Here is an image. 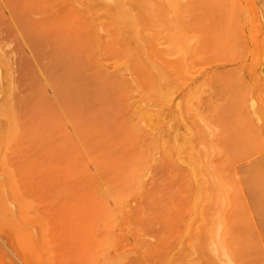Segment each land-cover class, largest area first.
Returning a JSON list of instances; mask_svg holds the SVG:
<instances>
[{
	"label": "rangeland",
	"instance_id": "1",
	"mask_svg": "<svg viewBox=\"0 0 264 264\" xmlns=\"http://www.w3.org/2000/svg\"><path fill=\"white\" fill-rule=\"evenodd\" d=\"M70 1L0 0V264H264V0H178L141 50Z\"/></svg>",
	"mask_w": 264,
	"mask_h": 264
},
{
	"label": "bare ground",
	"instance_id": "2",
	"mask_svg": "<svg viewBox=\"0 0 264 264\" xmlns=\"http://www.w3.org/2000/svg\"><path fill=\"white\" fill-rule=\"evenodd\" d=\"M72 2L74 1V0H71ZM70 1V2H71ZM82 1V0H81ZM80 1V2H81ZM194 1V0H193ZM71 2V3H72ZM75 2V1H74ZM205 2H207V1H205ZM77 3V4H76ZM83 3V5H81ZM178 0H157L156 2H152V0L151 1H149V0H86L85 1V5H84V2H81V4H79L78 3V0H77V2H75V3H73L75 6L76 5H78V6H76V8L77 7H79V9L80 10H83V12L85 11L87 14L86 15H84V17L81 15V14H78L77 13V15L75 16H73L72 14H74V13H72L71 15V18H72V20H74V19H78V21H80V19H83L84 21L87 19V20H89V21H91L92 23L94 22L95 23V26H94V28L93 29H91V30H93V33H94V35L96 36L97 34H99V29H100V21H101V18L100 17H102L103 18V15H100V13H98L99 11H105L106 12V15H108V18L107 19H111V21L112 20H114L113 22H115L116 24H115V28H116V26L117 25H120V29H118L117 30V32L119 31L120 33H117V34H119V35H121V33H126V34H128L130 37H133L134 38V45H135V43H138L137 45L139 46V48L138 49H142L141 48V46H140V43L141 42H139V41H137V40H139L138 39V37L136 38V36H139L140 37V34H141V30L143 29V23H145V22H147L146 20L147 19H150L149 21H148V24H149V22L151 21V20H153L154 18H157V19H165L166 21H168L169 23L168 24H170V25H172L171 27H172V30L174 29L175 31H173V32H178ZM197 2H195V4H196ZM232 4V3H231ZM66 5V4H65ZM80 5L81 6H83V9H81L80 8ZM197 5V4H196ZM206 5V3L204 4V6ZM210 5V4H209ZM233 5H235V4H233ZM72 6V5H71ZM212 6V5H211ZM46 7H47V5H46ZM197 7V6H196ZM206 7V6H205ZM209 7V6H208ZM237 7V6H236ZM235 7V8H236ZM68 8V7H67ZM73 8V7H72ZM76 8H74V9H76ZM213 8V7H212ZM218 8V7H217ZM223 8H225V7H223ZM54 9H52V11H53ZM69 10V9H68ZM65 11V15H66V12L68 13L69 11ZM219 10V9H218ZM224 10V9H223ZM232 10V9H231ZM230 10V11H231ZM55 11H56V9H55ZM74 11V10H73ZM221 10H219V11H217V13L218 14H216L217 15V17L219 16V12H220ZM71 12V11H70ZM69 12V13H70ZM78 12V11H77ZM81 12V11H80ZM212 12V11H211ZM214 12V11H213ZM212 12V13H213ZM232 12H233V14L232 15H234L235 16V14H234V9L232 10ZM220 13H222V12H220ZM225 13H226V11H225ZM97 14H99L100 16H98ZM207 14V13H206ZM215 14V13H214ZM214 14H213V16H214ZM227 14H230V12L228 13L227 12ZM46 15V14H45ZM205 15V14H204ZM215 15V16H216ZM232 15H230V16H232ZM80 16H82V17H80ZM221 16V15H220ZM64 16L63 15H61V18L60 19H62L61 20V24H63L64 23V21L65 20H63V19H65V17L63 18ZM216 17V18H217ZM223 17V16H222ZM70 18V19H71ZM105 18V17H104ZM220 18V17H219ZM218 18V20H220ZM227 18V17H226ZM230 18V17H229ZM66 19H67V16H66ZM69 19V17H68V21H71ZM110 19L108 20V22H107V25H108V23H109V21H110ZM222 19V18H221ZM210 20V19H209ZM226 20H228V19H226ZM233 19H231V22H233L232 21ZM82 21V20H81ZM95 21H97V22H95ZM102 21H103V19H102ZM216 21H217V19H216ZM236 21V20H235ZM234 21V23H236ZM220 22L221 21H219V23L218 24H220ZM223 22V21H222ZM48 23V22H47ZM65 23H68V22H66L65 21ZM82 23V22H81ZM90 23V22H89ZM93 23V24H94ZM151 23H152V21H151ZM214 23V22H213ZM212 23V25H214ZM106 24V23H105ZM237 24V23H236ZM68 25V24H67ZM166 25H167V23H166ZM221 25V24H220ZM230 25V23H229V21H228V26H227V24L225 25V29L228 27V29H230V31H235V29L233 28V26L232 25H230V26H232V27H230L229 26ZM63 26V25H62ZM69 26V25H68ZM91 26H92V24H91ZM105 26V25H104ZM147 26V23H145V25H144V27H146ZM152 26V25H151ZM217 26V25H216ZM215 26V27H216ZM219 26V25H218ZM217 26V27H218ZM142 27V28H141ZM219 27H221V26H219ZM219 27H218V31H219ZM89 28H90V26H89ZM92 28V27H91ZM162 28V27H161ZM236 28V27H235ZM56 29V28H55ZM117 29V28H116ZM149 28H147V30H148ZM221 29V28H220ZM146 30V29H145ZM170 30H171V28H170ZM169 30V31H170ZM217 30V28H215V31ZM61 31V32H60ZM168 31V30H167ZM226 31H228V33L230 32L229 30H226ZM58 32V34H63L64 32H62V30H59V31H57ZM112 32V31H111ZM149 32V31H148ZM147 32V33H148ZM154 32V31H153ZM102 33V32H101ZM143 33V32H142ZM152 33V32H151ZM216 33L218 34L219 32H217L216 31ZM228 33H225V35L224 36H226V37H228L227 35H228ZM58 34L56 35V36H58ZM125 34V35H126ZM139 34V35H138ZM146 34V33H145ZM171 34V33H170ZM221 36H222V34L221 33H219ZM227 34V35H226ZM59 35V36H60ZM124 35V34H123ZM128 35H126V37H129ZM149 35V34H148ZM147 35V36H148ZM174 35H178V33H174L173 34V36ZM211 35V34H210ZM219 35V36H220ZM172 36V37H173ZM233 36V39L232 40H234V39H237V38H235L236 37V34H235V37H234V35L233 34H231V37ZM66 37V36H65ZM64 37V38H65ZM97 37V36H96ZM99 37V36H98ZM119 37V36H118ZM169 37V36H168ZM175 37H178V36H175ZM175 37H173V39L176 41V39H175ZM210 37V36H209ZM239 37V36H238ZM59 38V40H60V38H61V36L60 37H58ZM120 38H121V36H120ZM213 38V37H212ZM221 38V37H220ZM219 38V39H220ZM225 38V37H224ZM223 38V39H224ZM229 38V37H228ZM106 39V38H105ZM117 39V38H116ZM124 39V38H123ZM59 40H58V42H59ZM61 40H62V38H61ZM61 40H60V42H61ZM68 40V39H67ZM113 40V39H112ZM172 40V39H171ZM226 40V39H225ZM224 40V41H225ZM231 40V39H230ZM230 40L228 41V42H230ZM93 41H95V39H93ZM122 41H124V40H122ZM122 41H119V42H121L122 43ZM140 41H142V40H140ZM152 41V40H151ZM173 41V40H172ZM177 41H178V39H177ZM128 42V41H127ZM171 42V41H170ZM214 42V41H213ZM152 43H154L153 41H152ZM175 43V42H174ZM225 43H227V42H225ZM233 43L234 44H236L234 41H233ZM98 44V43H97ZM112 44V43H111ZM123 44V43H122ZM157 44V43H156ZM155 44V45H156ZM173 44V43H172ZM215 44V43H214ZM224 44V43H223ZM227 44H229V43H227ZM226 44V45H227ZM240 44H242V43H240ZM141 45H143V43L141 44ZM178 45V44H177ZM236 45H238L239 46V44H236ZM123 46V45H122ZM129 46V45H128ZM136 46V45H135ZM135 46H134V48H135ZM144 46V45H143ZM142 46V47H143ZM149 46V45H148ZM174 46V45H173ZM224 46V48H225V44L223 45ZM227 46H230V45H227ZM234 46V45H233ZM121 47V46H120ZM131 47V46H130ZM175 47H176V44H175ZM235 47V46H234ZM129 48V47H128ZM137 48V47H136ZM174 48V47H173ZM233 47L231 46V49H232ZM144 49H145V47H144ZM175 49H177V48H175ZM94 50V49H93ZM148 50V49H147ZM233 50H234V48H233ZM236 50H238V49H236ZM39 51H40V49H39ZM223 51V50H222ZM221 50H220V52H222ZM162 52V53H161ZM145 53H146V51H145ZM158 53V54H157ZM157 53H155L156 55H157V58L159 59L158 60V62L160 61L161 62V64H158L155 60H153V59H149L147 62H149V64L152 66V68L155 70V71H153V69H150L151 71H153V72H155V75H156V77H155V79L154 80H156V78H157V82L158 81H160L161 83H163V82H165L164 84H166L167 82H168V80L169 81H171L172 79H175V77H170L169 76V71L168 70H171V68L172 69H174L175 67L174 66H177L178 67V59L176 60V63H170L169 61H167L166 59H165V53H164V51H162V50H159ZM131 54V53H130ZM141 54H142V52H141ZM164 54V55H163ZM192 54V53H191ZM135 55V54H134ZM149 55V54H148ZM132 56V55H131ZM137 56V55H136ZM143 56V55H142ZM145 57V56H144ZM135 60H136V58H135ZM117 61V60H116ZM126 61H127V59H126ZM143 61L144 60H141L140 62H139V64L140 65H138V63H137V65L140 67V66H142V68L144 69V67H143ZM141 62H142V64H141ZM145 62V61H144ZM159 62V63H160ZM175 62V61H174ZM182 62V61H181ZM127 63H129V62H127ZM163 63H164V65H163ZM130 64H131V66L133 65L131 62H130ZM145 65H146V63H144ZM177 64V65H176ZM60 65V64H59ZM189 65V64H188ZM122 66V65H121ZM185 66V65H184ZM148 67V66H147ZM186 67V66H185ZM65 68H67V69H69L68 71L70 72V68H69V65H65ZM121 68V67H120ZM129 70H131V69H129ZM149 70V69H148ZM148 70H147V68L144 70V72L145 71H147L148 72ZM149 70V71H150ZM231 70V69H230ZM1 71V70H0ZM60 71V70H59ZM72 71V70H71ZM142 71V70H141ZM120 72V71H119ZM131 72V71H130ZM143 72V71H142ZM231 72V71H230ZM248 72V71H247ZM62 73V72H61ZM72 73V72H71ZM120 73H122V72H120ZM119 73V74H120ZM134 73V72H133ZM228 73V72H227ZM171 74H173V73H171ZM231 74V73H230ZM230 74H228V77H229V75ZM55 75V74H54ZM54 75H52V76H54ZM134 75V74H133ZM150 75V74H149ZM71 76V75H70ZM119 76V75H118ZM135 76V75H134ZM172 76H174V75H172ZM231 77H232V74L230 75ZM237 76V75H236ZM154 77V76H153ZM235 77V76H234ZM238 77V76H237ZM53 78V77H52ZM119 78V77H118ZM126 78V77H125ZM137 78V77H136ZM142 79H143V77H141ZM140 78V79H141ZM145 78V77H144ZM152 78V77H151ZM172 78V79H171ZM123 79V78H122ZM146 79V78H145ZM137 80V79H136ZM144 80V79H143ZM226 80V79H225ZM245 80V79H244ZM121 81V80H120ZM124 81V80H123ZM133 81V80H132ZM140 81V80H139ZM135 82V81H134ZM145 82V81H144ZM156 82V83H157ZM227 82V81H226ZM146 83V82H145ZM144 83V84H145ZM172 84L174 83V86H177L178 84H176L173 80H172V82H171ZM158 84H160V83H158ZM122 85V84H121ZM157 85V84H156ZM168 85V84H167ZM223 85V84H222ZM245 85V84H244ZM243 85V86H244ZM261 85V84H260ZM141 86V85H140ZM161 85H159V87H160ZM173 86V87H174ZM228 86V85H227ZM165 87H167V86H165ZM169 87V86H168ZM229 87V86H228ZM231 87V86H230ZM240 87H242V86H240ZM9 88V87H8ZM143 88V87H142ZM142 88H141V90H142ZM170 88V87H169ZM168 88V89H169ZM236 88V86L234 87V89ZM245 88V87H244ZM140 89V88H139ZM160 89V88H159ZM161 89H162V87H161ZM166 88H163V91L161 90V93L163 92L164 93V90H165ZM167 89V90H168ZM171 89V88H170ZM229 89V88H228ZM227 88H226V91L228 90ZM233 89V91H236V90H234ZM237 89V88H236ZM239 89V88H238ZM130 90V89H129ZM172 90V89H171ZM241 90V89H240ZM240 90H237L238 91V94L237 95H240L241 96V93H240ZM159 91V90H158ZM169 91V90H168ZM167 91V92H168ZM226 91H224V92H226ZM231 91L232 90H230V92L229 93H231ZM232 91V92H233ZM244 91V89H243V87H242V92ZM143 93V92H142ZM162 93V95H163V97H162V95H160V92L158 93V95L160 96L159 98H163V100H164V96L166 97V99H167V97H168V95L166 96V95H164V94H167L166 93V91H165V93L163 94ZM170 92H168V94H169ZM235 93H237V92H235ZM240 93V94H239ZM244 93H245V91H244ZM172 95V94H171ZM171 95H169V96H171ZM233 95H235L234 93H233ZM239 96V97H240ZM63 98V97H62ZM169 98V97H168ZM149 99V98H148ZM165 99V100H166ZM61 100V99H60ZM164 100V101H165ZM136 101V100H135ZM163 101V102H164ZM168 101V100H167ZM64 102H65V99H64ZM169 102V101H168ZM151 103H153V102H151ZM178 103V102H177ZM8 104H11L10 102H8ZM7 104V105H8ZM62 104V103H61ZM67 104V103H66ZM133 104H135V103H133ZM158 104V103H157ZM163 104V103H162ZM255 104V103H254ZM254 104H253V106H254ZM137 105V104H136ZM158 105H160V104H158ZM6 106V105H5ZM9 107H7L9 110L7 111V110H3V112H2V114L3 115H5V117H6V119H7V121H8V124L11 126V124H12V126H14L15 125V123H16V116H15V112H14V109H13V107L11 106V105H8ZM150 106V105H149ZM177 106V105H176ZM258 106H260V105H258ZM158 106H156V108H157ZM163 107V106H162ZM162 107H161V109H162ZM6 108V109H7ZM137 108V107H136ZM147 108V107H146ZM151 108V107H150ZM174 108V107H173ZM172 108V109H173ZM183 108V107H182ZM244 108V107H243ZM144 109V108H143ZM142 109V111H144ZM154 109V108H153ZM164 109V108H163ZM162 109V110H163ZM165 110V109H164ZM188 110V109H187ZM141 111V112H142ZM155 111H156V109H155ZM166 111V110H165ZM179 111H180V109H179ZM147 111L145 110V113H143V114H145V115H147L146 116V121H147V117H149L150 115H151V113H146ZM163 112V111H162ZM166 113H167V111H166ZM166 113H164V114H166ZM171 113V112H170ZM172 113H173V110H172ZM160 114H163V113H160L159 112V116H160ZM140 115H141V113H140ZM149 115V116H148ZM168 115H169V113H168ZM176 115V114H175ZM161 116H164V115H161ZM167 116V114L164 116V117H166ZM151 118H152V115L150 116ZM150 118V119H151ZM160 118V117H159ZM163 118V117H162ZM161 119V118H160ZM183 119V118H182ZM153 121L154 120H156V116H155V118L153 117V119H152ZM151 120V123H154L153 121ZM164 120V119H163ZM145 121V122H146ZM149 121V120H148ZM168 122V121H167ZM166 122V123H167ZM171 122V121H170ZM212 122V121H211ZM165 125V124H164ZM169 125V124H168ZM145 127V126H144ZM143 127V128H144ZM148 128H150V127H148ZM174 128V127H173ZM141 129H142V127H141ZM161 129V128H160ZM199 130V129H198ZM144 131H145V129H144ZM149 131V130H148ZM153 131V130H152ZM195 131L196 130H194L193 132L195 133ZM172 132V131H171ZM174 134V133H173ZM176 134H179L178 133V131H177V133ZM175 134V135H176ZM163 135V134H162ZM161 135V136H162ZM172 135V134H171ZM181 137V135L179 136V135H176V137ZM194 136H196V135H194ZM167 137V136H166ZM174 137V136H173ZM178 137H177V140L176 141H180V139H178ZM184 137V136H183ZM163 138V137H162ZM158 140V139H157ZM162 140V139H161ZM165 140H167V138L166 139H164V140H162V142L163 141H165ZM170 143H171V141H172V139H171V141H170V139L168 140ZM174 141V140H173ZM175 141V142H176ZM181 142H182V140L180 141V144L179 143H177L176 142V144H178L177 145V149H179L180 147L179 146H181ZM157 143V142H156ZM163 143H166V141L165 142H163ZM168 143V142H167ZM169 143V144H170ZM183 143V142H182ZM185 143V142H184ZM187 144V143H186ZM165 145V144H164ZM184 144H182V146H183ZM166 146H170V145H167L166 144ZM167 147V148H168ZM187 147H189V146H187ZM183 148V147H182ZM170 149V148H169ZM186 149V148H185ZM194 150V149H193ZM204 150V149H203ZM176 151H178V150H176ZM179 152V151H178ZM190 152H191V150H190ZM198 152V151H197ZM155 153V152H154ZM183 153V152H182ZM194 153H196V152H194ZM176 154H178V153H176ZM180 154V153H179ZM187 154H189V152L187 153ZM183 155V154H182ZM155 156V155H154ZM172 156V155H171ZM184 156V155H183ZM188 156V155H187ZM210 156V155H209ZM194 157H195V154H194ZM198 157H199V155H198ZM197 157V158H198ZM201 157V156H200ZM178 158H180L179 156H178ZM189 158V157H188ZM182 159H183V157H182ZM186 159V158H185ZM184 159V160H185ZM196 159V158H195ZM194 160V159H193ZM186 161H188V159L186 160ZM192 161V160H191ZM189 162V161H188ZM197 162H198V160H197ZM208 162V161H207ZM184 163V162H183ZM187 163V162H186ZM193 163V162H192ZM196 165H197V163H195ZM138 165V164H137ZM186 165V164H185ZM189 165V164H188ZM198 167V166H197ZM202 166H201V170H202ZM208 168H209V166H208ZM182 169V168H181ZM193 169H191V171H192ZM200 170V171H201ZM209 171V173H210V170H208ZM203 174H205V173H208V172H206V170H205V172L202 170L201 171ZM141 173V172H140ZM194 173V172H193ZM202 174V176H205V175H203ZM210 175V174H209ZM205 176V179L204 180H208V179H206L207 177L209 178H211V176ZM216 175V174H215ZM195 176V175H194ZM201 176V175H200ZM199 176V177H200ZM190 178V177H189ZM198 178V177H197ZM204 178V177H203ZM210 178H209V180H210ZM213 178V177H212ZM201 180H202V178H200ZM203 183H204V181H202ZM202 182H199V180L196 182V183H198V184H196L197 186L199 185L200 187L199 188H201L203 185L201 184ZM191 183V182H190ZM207 183H208V181H207ZM206 183V184H207ZM211 182H209L208 184L211 186L212 184H210ZM205 187V186H204ZM203 187V189H205V188H210V187H208V185H206V187L204 188ZM197 188V187H196ZM199 188L197 189L198 190V192H199ZM190 189V188H189ZM207 189V190H208ZM213 190V189H212ZM205 191V190H204ZM218 191V190H217ZM210 192H211V190H210ZM220 192V191H219ZM194 193H196L197 194V192H196V189H195V192ZM209 194V193H208ZM200 195V194H199ZM205 196V195H204ZM212 197H214V195L212 196ZM216 197H219L218 195L216 196ZM194 198V197H193ZM206 198V197H205ZM209 198V197H208ZM193 200V199H192ZM190 201V200H189ZM193 202V201H192ZM217 202V201H216ZM204 206V205H203ZM210 207V206H209ZM205 209H207V207H205ZM204 210V209H203ZM208 211V210H207ZM213 211H214V208H213ZM191 212V211H190ZM206 211H204V213H205ZM204 213H202V214H204ZM219 213V212H218ZM218 213H216L217 214V216H218ZM209 214V213H208ZM115 215V214H114ZM206 215V214H205ZM216 216V217H217ZM220 216V215H219ZM217 220V219H216ZM219 220H220V218H219ZM218 220V221H219ZM194 221V220H193ZM203 228V227H202ZM217 228H219V227H217ZM206 229V228H205ZM207 230V229H206ZM216 230V229H215ZM203 231V233H204V229L202 230ZM202 231H200V232H202ZM208 231V230H207ZM211 232V231H210ZM215 232H217V230L215 231ZM219 232V231H218ZM209 234V233H208ZM219 234V233H218ZM200 235V234H199ZM204 236H205V234H203ZM220 235V234H219ZM223 235V234H222ZM181 236V235H180ZM204 236H202V238L204 237ZM200 237V236H199ZM213 237V236H212ZM223 237V236H222ZM196 238H198V236L196 237ZM206 237H204V239H205ZM210 238V237H209ZM216 238L218 239V237H217V235H216ZM199 239V238H198ZM200 239H201V237H200ZM210 240V239H209ZM224 240V239H223ZM204 241V240H203ZM211 241V240H210ZM149 242V241H148ZM216 242H217V240H216ZM219 243H220V241H219ZM172 244V243H171ZM198 245H197V247L198 246H200L199 248H202V244H200V240H199V242L197 243ZM200 244V245H199ZM204 244H205V242H204ZM206 245V244H205ZM205 245H203V246H205ZM209 245V244H208ZM211 245V244H210ZM216 245H218L219 246V244H216ZM221 245V244H220ZM170 246V245H169ZM192 246V245H191ZM214 245H212V247H213ZM193 247V246H192ZM192 247H190L191 249H192ZM211 247V246H210ZM220 247V246H219ZM195 248V247H194ZM199 248L197 249V250H199ZM221 248V247H220ZM220 248H219V250H220ZM196 249V248H195ZM208 249H209V247H208ZM210 249H212V248H210ZM222 249V248H221ZM204 250V249H203ZM202 250V251H203ZM223 250V249H222ZM175 251H177V250H175ZM209 251V250H208ZM213 251V250H212ZM215 251V250H214ZM213 251V254H215L216 252H214ZM226 251V250H225ZM193 251H191V253H192ZM211 252V251H210ZM225 253V252H224ZM227 253V252H226ZM173 254V253H172ZM200 254H203V252L201 253L200 252ZM211 254V253H210ZM174 255V254H173ZM203 255H206L207 257H209L207 254H206V252H204V254ZM216 255V254H215ZM221 255H222V252H221ZM220 255V256H221ZM226 255V254H225ZM163 256V255H162ZM172 256V255H171ZM199 256H201V255H199ZM213 256V255H212ZM217 257V256H216ZM170 258V257H169ZM196 257H194L193 259H194V261L196 260L195 259ZM202 258V257H201ZM210 258V257H209ZM222 258V257H221ZM134 259H136V258H134ZM142 259H143V257H142ZM199 259V258H198ZM211 259L212 258H210V260H208V261H211ZM223 259H225V258H223ZM203 260V259H202ZM217 260V259H216ZM229 260V259H228ZM126 261V260H125ZM129 261H131V259L129 260ZM163 261V260H162ZM167 261L168 262H170L169 261V259H167ZM219 261V260H218ZM122 262H124L123 260H122ZM148 262H151V261H148ZM187 262H189V261H187ZM186 262V263H187ZM202 262V261H201ZM204 262V261H203ZM212 262V261H211ZM167 263V262H166ZM206 263V262H205ZM210 262H208V264H209ZM218 263H222V262H218ZM231 263V262H230ZM119 264V263H118ZM137 264H143L142 262H138ZM185 264V263H184ZM189 264V263H188ZM211 264H213V263H211ZM223 264V263H222Z\"/></svg>",
	"mask_w": 264,
	"mask_h": 264
}]
</instances>
